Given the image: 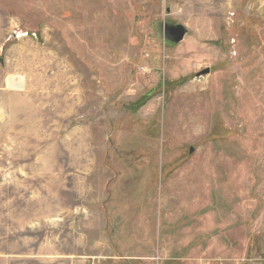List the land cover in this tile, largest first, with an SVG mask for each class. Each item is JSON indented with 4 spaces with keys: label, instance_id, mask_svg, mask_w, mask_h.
<instances>
[{
    "label": "rangeland",
    "instance_id": "374dc122",
    "mask_svg": "<svg viewBox=\"0 0 264 264\" xmlns=\"http://www.w3.org/2000/svg\"><path fill=\"white\" fill-rule=\"evenodd\" d=\"M0 60V264H264V0H0Z\"/></svg>",
    "mask_w": 264,
    "mask_h": 264
},
{
    "label": "water",
    "instance_id": "95a60500",
    "mask_svg": "<svg viewBox=\"0 0 264 264\" xmlns=\"http://www.w3.org/2000/svg\"><path fill=\"white\" fill-rule=\"evenodd\" d=\"M164 32L167 36L168 40L172 42L173 44H180L184 41L187 31L184 26L182 25H164ZM2 61V60H0ZM209 72V70L206 71V73ZM193 149H191V152Z\"/></svg>",
    "mask_w": 264,
    "mask_h": 264
},
{
    "label": "trees",
    "instance_id": "16d2710c",
    "mask_svg": "<svg viewBox=\"0 0 264 264\" xmlns=\"http://www.w3.org/2000/svg\"><path fill=\"white\" fill-rule=\"evenodd\" d=\"M142 99H143L142 101H139L136 104L132 105V109H133L132 112L136 113L145 105L146 99H144V98H142Z\"/></svg>",
    "mask_w": 264,
    "mask_h": 264
},
{
    "label": "crops",
    "instance_id": "0c3cea01",
    "mask_svg": "<svg viewBox=\"0 0 264 264\" xmlns=\"http://www.w3.org/2000/svg\"><path fill=\"white\" fill-rule=\"evenodd\" d=\"M25 81V80H24Z\"/></svg>",
    "mask_w": 264,
    "mask_h": 264
}]
</instances>
